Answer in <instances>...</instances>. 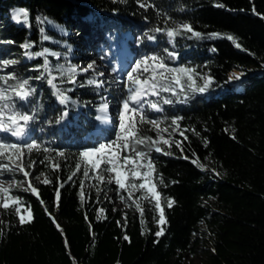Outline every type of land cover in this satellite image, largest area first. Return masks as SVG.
I'll return each instance as SVG.
<instances>
[{
  "label": "trees",
  "instance_id": "obj_1",
  "mask_svg": "<svg viewBox=\"0 0 264 264\" xmlns=\"http://www.w3.org/2000/svg\"><path fill=\"white\" fill-rule=\"evenodd\" d=\"M147 2L155 7L141 8L137 0H0V61H18L0 76L15 72L32 78L30 84L36 89L27 102L16 101L18 110L35 116L25 139L14 141L2 133L0 138L21 143L35 139L42 148L66 153L65 158L57 157L61 165L58 171L40 163L46 155L55 156V151L44 153L41 149L31 154L37 161V175L43 172V178L51 181L47 185L34 183L45 205L30 191L15 194L22 198L31 220L23 225H17L13 218L0 222V264H180L203 234L212 237V253L204 264H264V0ZM218 3L225 7H216ZM15 8L26 10L28 22H14ZM46 19L53 27L45 24ZM166 19L168 26L190 23L205 36L211 32L232 34L241 48L223 36L197 39L187 33L169 40L165 33L151 31L165 27ZM126 33L130 40L123 37ZM145 33L156 39L149 40ZM123 41L132 60H126L123 75L114 74L110 68V80L102 81L99 87L87 84L90 74L70 75L62 70L61 75L57 61L47 57L56 76L54 83L81 108L76 116L66 114L65 122L59 124L69 109L47 84V73L35 79L43 71L45 58L26 59L27 50L21 45L32 44L31 52L44 48L58 52L59 45L67 43L115 65V49ZM169 52L176 53L175 59L168 58ZM153 55L163 57L170 67H193L213 77L212 87L205 93H180L176 97L164 92L161 95L172 99V105H163L161 113L146 109L151 118L163 121L162 127L169 126L171 117H182L180 128L187 130V140L179 132L172 137L182 142L183 153L175 145L170 149L163 146L172 155L152 153L159 174L155 179L162 176L164 180V185L157 183L167 221L160 226L154 201H141L143 216L137 208L133 213L113 210L86 188L94 180L91 172L86 178L81 169L71 181L66 179L75 171L79 152L95 146L86 136L94 129L96 111L104 99L111 107L114 126L105 131L104 141L115 139L118 113L127 96L126 74L136 60ZM249 68L261 72L248 74L239 83L229 80L231 72ZM73 75L75 84L68 82ZM0 86H5L2 81ZM146 134L155 138V132ZM193 159L204 167H197ZM60 183L64 187L56 207L54 191ZM165 197L175 201L172 208L167 207ZM160 227L164 235L157 238L154 233ZM125 235L129 240L123 238Z\"/></svg>",
  "mask_w": 264,
  "mask_h": 264
},
{
  "label": "snow or ice",
  "instance_id": "obj_2",
  "mask_svg": "<svg viewBox=\"0 0 264 264\" xmlns=\"http://www.w3.org/2000/svg\"><path fill=\"white\" fill-rule=\"evenodd\" d=\"M137 2L141 8L147 9L155 7L154 4L148 3L147 0H137ZM215 6L225 7L222 3H218ZM21 13L27 16L26 10H21ZM37 19L40 18L38 17ZM168 19L165 20V27H155L151 31L154 33H165L169 40L187 33H191V36L197 39H215L223 36L228 41H231L236 48H241V44L232 34L211 32L205 36L201 32L195 31L193 25L190 23H172L168 26ZM48 23L52 22L48 21ZM56 27L59 28L60 26L56 25ZM41 33H43V29H41ZM145 35L149 40L156 39L154 35H149L148 33H145ZM43 39L48 40L50 37L43 35ZM21 47L28 50L32 48V44L25 43ZM49 54L55 57L60 56L58 52L49 53L48 48H44L42 51L25 52L28 58L45 57L42 64L43 71L35 79L39 80L47 73V84L55 89L54 95L58 97L59 102L65 104L69 97L54 83L56 77L52 75L53 69L50 67V61L46 58ZM175 57L176 53H168V58L175 59ZM17 63L18 61L15 59H4L0 61V67L7 68ZM94 66L95 61L79 69V71L87 73L90 70H94ZM59 68L61 75H63V66L61 65ZM69 71L74 74L77 72V68L71 67ZM113 71L116 70L113 69ZM97 74L100 76L103 75L102 72ZM126 75L127 83L125 84V88L127 96L123 98L118 113V130L116 131L115 139L79 152L77 162L75 163V171L66 179L67 181H71L81 169H83V176L86 178L90 176L91 172L92 178L98 184L115 183L117 186V194L120 196L122 202H126L125 196L120 195L122 191L127 192V199L129 200L133 198L134 193L141 192L142 196L133 201L136 208L140 211L141 216H143V209L138 201L148 200L150 198L151 201H154V210L159 213L156 223L158 225H165L167 221L164 208L161 205V192L157 190V183L164 185V180L162 176H159L158 181L155 179L159 174L157 173L152 153L154 151L155 153H162L163 155H172L163 146H167L170 149L173 145L183 153L182 142L174 140L172 137L176 132H179L180 136L184 137V140H187V136L184 134L187 130H181L180 128L179 122L182 120V117L173 116L171 117L169 126L162 127L163 121L158 118H151L146 109H150L155 113H161L164 111L163 105H172L174 103L172 99L165 98L161 95L164 92H170L172 96L176 97L180 93H205L212 87L213 77L207 74L202 75L193 67H170L163 57L157 55L145 56L142 59L136 60L134 66ZM244 75L245 72L243 71L233 72L229 76V80H240ZM30 79L32 78H22L15 72L6 76H0V81L5 85L0 86V132L7 133L18 141L23 140L27 135L28 126L35 119L34 114L20 111L16 105L17 100L27 102L29 97L35 94L36 89L31 86ZM9 80L15 82L9 83ZM68 82L75 84L77 82L75 76H70ZM99 83L95 79L87 80L88 85H98ZM177 88L179 92L176 91ZM151 97H157L159 99L153 100ZM185 99H187V95H185ZM107 108V103L101 105L102 111H106ZM144 125H150L151 128H144ZM148 131L155 132V138L152 135H147L146 133ZM193 131L195 132V130ZM163 133H168V138H165ZM195 134L198 135V133ZM41 149L44 153L55 151V156L46 155L40 163H47L53 171H58L61 165L57 157H66V153L63 150H53L47 147L42 148V145L37 143L35 139L30 142L21 143L10 142L0 138V177H4L6 174L13 177L9 181L0 179V207L7 210L11 206L10 201L17 205L23 203L22 198L11 195L12 190L16 188H22L25 192L30 191L37 197L42 206L45 205V202L40 198L38 188L33 186L32 180L30 179L33 175L30 169L34 168L37 163L36 160L31 159V154L34 151L40 152ZM183 158L188 159L189 157L183 156ZM192 163L196 164L197 167H204L197 159H193ZM17 173L21 174L24 179H15V174ZM41 176H44L43 172L35 176V179L40 180ZM57 180H59V177H57ZM137 181L140 182L137 183ZM42 183L47 185L51 181L45 177ZM83 183V180H81V199H83ZM25 184H27V187H24ZM63 187L64 183H60L59 187L54 191L56 207L59 206L61 196L60 188ZM99 191L100 188L97 187V192L99 193ZM165 202L169 209L175 203L173 199L167 197H165ZM28 207L30 209L31 206L29 205ZM15 210L19 214L20 208L16 207ZM45 212L50 216L56 227L60 229V225L56 223L51 213H48L46 206ZM28 216V220L25 219L24 215L19 216L21 225L30 222V211ZM97 218L99 219L100 217ZM154 235L157 238L163 236L164 228L160 227ZM123 238L129 240L127 235ZM67 243L65 239L66 246Z\"/></svg>",
  "mask_w": 264,
  "mask_h": 264
},
{
  "label": "rangeland",
  "instance_id": "obj_3",
  "mask_svg": "<svg viewBox=\"0 0 264 264\" xmlns=\"http://www.w3.org/2000/svg\"><path fill=\"white\" fill-rule=\"evenodd\" d=\"M21 10H23V9L15 8L13 11L12 18H13L14 22L17 24L28 22L27 16L23 15V13H21ZM48 21H50V20L46 19L45 24L49 27H53L52 23H48ZM126 36L129 37L128 34H126ZM46 41L52 43L51 39H48ZM59 47H60V49L58 51V53H60L59 57H55V56H52L50 54L47 55V57L48 56L53 57V59L55 61H57L59 66H61V65L63 66V71H65L67 74H70V75L73 74L69 71L71 67L77 68V72L74 74H79V75L90 74L91 77L89 79H95L98 82H100L98 85H95L98 87L102 86V84H101L102 81L110 80V75H111V72H109L110 68H113L116 70V71H113L114 74L120 75V73H121V75H123L122 74L123 73V67L126 64V59H131L130 49L127 46V44H125V42H122L120 47L115 49L119 54L117 57V64H115V65H111V61L106 59V58H105V61H103L102 58L100 59L97 56L92 55L91 53H83L84 50L74 49L73 47L69 46L67 43H62L59 45ZM27 51H29V50H27ZM49 53H52V51L49 50ZM25 57H27V56H25ZM42 58H45V57H42ZM69 60H74V61L72 62ZM93 61H95L94 70H90L87 73L79 71V69L86 67L89 63H91ZM10 67L1 68L0 72L8 70V69H10ZM100 72L103 73L102 76L97 74ZM236 72H241V71L236 70ZM260 72H261L260 70L256 71V70H253L252 68H249L248 71H245V75L243 77L246 78V76L248 74H258ZM232 73L233 72H231L229 74V76ZM52 75L55 76V74L53 72H52ZM243 77H241V79ZM238 81L239 80H232V82H238ZM104 103H108V102L103 101L102 104H104ZM64 105L67 106V109H69L66 114L71 113L73 116H76V114H77L76 111L78 113L81 112V108L78 106L77 102L70 97H69L67 103H65ZM108 107L111 108L110 105H108ZM71 109H73L75 111H72ZM99 109H100V105L97 108L95 120L100 119L101 113L104 112L102 110L99 111ZM64 116L65 117H63V119L60 120L59 124H62L63 122H65L66 115L64 114ZM110 116H111V114H110ZM112 119L113 118L111 116V123L109 126L110 129L114 128V126L112 124ZM163 135L165 136V138H168V133H163ZM92 136L93 135L89 134L86 136V139L89 140L90 142L95 143V146L99 145L100 143H105V141H104L105 133L104 132H101V135H100L101 140L100 141H98L96 138H94ZM30 171L33 173L32 177L30 178L32 180L33 186H34V183H40L43 181V179H44L43 176H41L40 180L35 179V176H38L37 173L35 172V167L30 169ZM105 175H107V174H105ZM12 178L13 177L9 174H6L4 177H0V179H4L6 181L11 180ZM15 179L23 180L24 177L21 174L17 173V174H15ZM139 182L140 181H137V183H139ZM24 187H27V184H25ZM97 187L100 188L99 193L97 192ZM86 188L93 190L96 193L97 197H99L100 200L108 208H111L113 210H120L123 212L133 213L134 212L133 208H136L135 203H133V201L136 200L138 197L142 196L141 192H136V193H134L133 198L131 200H129V199H127V196H128L127 192H125L126 194L120 193V195H123L126 198V202H122L120 199V196L117 194V191H116L117 186L115 185V183L98 184V182L95 179L93 181H90L89 183H87ZM111 188H114L115 190H112ZM22 192H25V191H23L22 188H16V189L12 190L11 195L15 196V194L22 193ZM25 193H28V192H25ZM148 200H150V198ZM128 201H131V203H132L131 206H129L130 204H128ZM141 201L142 200L138 201L140 203V205H141ZM10 205L11 206L7 210L0 207V222H6L9 218H13L14 222L17 225H21L20 221H19L20 215H24L25 219L28 220L29 210L23 204L17 205V204H14V202L10 201ZM16 207L20 208L19 214L15 210ZM141 207H142V205H141ZM158 215H159V213H158ZM158 226H160V225H158ZM206 232L207 231H205L203 233H206ZM201 237L202 238L200 240H198L199 243L196 244V246L193 248V250L189 253H186L183 256V259H182L180 264H204L205 263V261L207 259V255H209V253H212V237L208 234H203Z\"/></svg>",
  "mask_w": 264,
  "mask_h": 264
},
{
  "label": "bare ground",
  "instance_id": "obj_4",
  "mask_svg": "<svg viewBox=\"0 0 264 264\" xmlns=\"http://www.w3.org/2000/svg\"><path fill=\"white\" fill-rule=\"evenodd\" d=\"M234 72H236V71H234ZM108 116L103 112V113H101V115H100V122L101 123H103V124H106L107 123V121H108V118H107Z\"/></svg>",
  "mask_w": 264,
  "mask_h": 264
},
{
  "label": "water",
  "instance_id": "obj_5",
  "mask_svg": "<svg viewBox=\"0 0 264 264\" xmlns=\"http://www.w3.org/2000/svg\"><path fill=\"white\" fill-rule=\"evenodd\" d=\"M244 79H246L245 77H243L241 80H239L238 82H241V81H243Z\"/></svg>",
  "mask_w": 264,
  "mask_h": 264
}]
</instances>
